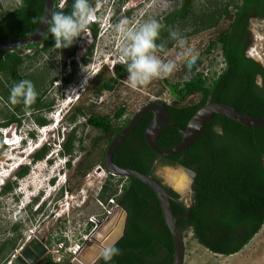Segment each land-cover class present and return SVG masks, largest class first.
<instances>
[{"label":"trees","instance_id":"16d2710c","mask_svg":"<svg viewBox=\"0 0 264 264\" xmlns=\"http://www.w3.org/2000/svg\"><path fill=\"white\" fill-rule=\"evenodd\" d=\"M98 1L88 0L92 9ZM258 3L259 0H214L209 4H201L199 0H182L181 7L166 17V23L159 30L155 41L158 46L164 38L170 36L172 26L178 19H193L195 32L215 27L223 18L229 24L207 48V52L216 46L221 49L224 67L220 73L209 76L199 71L201 60L197 58L191 67L185 68V75L180 80H163L164 88L172 98L170 103L164 102L172 124L164 126L158 136L156 143L159 147L168 149L177 146L182 141V135L173 124L186 127L193 115L208 103H226L235 106L240 113L264 117V62L247 54L251 43L248 40L247 21L243 22L245 13ZM72 4L73 0H65L61 6V0H55L53 12L70 14ZM44 7L45 0H23L19 7L3 12L0 3V42L32 35L42 21ZM88 28L94 37L89 53L91 57L99 25L90 23ZM173 40L162 48V52L173 46ZM53 44L54 39L46 30L38 42L20 46L13 51L0 52V96L6 97L12 109L3 127L12 123L21 126L26 114L33 115L41 126L48 124L45 118L35 115L36 112L51 110L54 104L53 100H46L47 90H41L43 81L48 76L47 69L40 72L29 71L31 64L26 70L23 66L27 60L58 51ZM77 48L71 46L62 50L68 57H74L79 50ZM24 49L31 50L34 57L24 54ZM89 60L86 57L77 62L73 58L71 78L78 72L80 65H87ZM65 68L66 63L62 73ZM127 75L124 63L116 65L114 75L99 83L95 90L96 96L104 90L112 91L115 84ZM71 78H64L63 86H68ZM24 79L34 85L37 93L35 102L25 105L21 99L20 103L12 104L9 99L11 88ZM54 80V77L50 78L49 85ZM194 97L197 100H193ZM88 109L85 102L70 109V123L83 117L86 119L85 126L98 131L93 141V149H100L98 160L91 159L93 153L90 151L75 166L76 172H80L82 177L97 164L104 167L103 160L109 144L131 120L130 117H125L126 106L118 107L111 114L89 113ZM152 118V113L143 116L117 148L113 160L123 168L134 169L154 178L157 177L156 166L162 161L173 165L179 163L195 171L196 204L191 207L188 217L177 221L178 227L183 234L191 231L193 238L210 252L224 256L239 253L264 225V127H248L232 118L216 114L187 149L171 156H161L149 147L145 137ZM77 132L78 125L75 123L63 138L62 150L69 157L68 169L73 167L72 157L77 142H82ZM101 140L106 144L99 148ZM48 150L46 146L38 151L35 159L44 158ZM29 171V166H23L17 171V179L26 176ZM16 181L7 182L0 191V197L11 194L16 189ZM165 188L174 198L171 202L174 214L183 215V204H186L184 199L171 187L165 185ZM63 193L64 190L61 194ZM112 196L117 197V203L128 213L125 235L114 246L118 249V254L107 262L100 258L96 264H173V237L154 191L139 179L114 176L107 172L98 198L107 201ZM42 209L43 206L35 212ZM32 210L29 209L30 212ZM21 228V221L14 223L11 231L17 236L0 243V264L7 252L17 249V244L22 239ZM48 243L50 245L51 241ZM37 264L73 263L67 257L61 262H55L48 255Z\"/></svg>","mask_w":264,"mask_h":264},{"label":"rangeland","instance_id":"374dc122","mask_svg":"<svg viewBox=\"0 0 264 264\" xmlns=\"http://www.w3.org/2000/svg\"><path fill=\"white\" fill-rule=\"evenodd\" d=\"M211 1L214 0H199L201 4H209ZM63 2L64 0H61V5ZM0 3L2 11L6 12L17 7L18 0H0ZM181 4L182 0H99L93 7V12L99 18V33L95 39L93 54L87 65H80L78 72L71 78L68 86H61L63 84L61 77L63 65L64 63H69V58L62 49L45 53L39 56L38 59L27 60L23 66L24 70L30 64L32 68L29 71L36 70L40 72L43 69H47L48 76L43 81L41 90H47L46 100L48 102L53 100L54 104L51 110L35 113L38 117H43L48 121V124L43 128L39 129L42 126L36 122L35 117L27 114L23 117L22 124L17 130L15 124L3 127L2 125L6 118L12 113V109L6 97L0 96V188L7 181H16L13 173L18 167L20 160L26 164L31 158L27 157L26 153L20 152L23 146L20 149L16 148L18 145L15 142L18 143L19 141L14 135L15 132H17L19 137H21V134L24 137L29 129H35V134L41 138L47 137L48 143L51 145L48 146L47 156H51L49 161H40L33 164V168L30 167L32 172L30 171L26 176L17 179L16 189L11 194L0 197V243L9 237L17 236L11 231V228L17 221L22 223V239L19 240L15 251H9L4 255L2 264L4 262V264H14L15 260L23 255L33 240L38 239L47 243L50 238L57 237L61 230L64 229L63 226L67 225L68 219L71 221L72 226L83 227L87 217L97 214L101 215L104 212L98 195L101 186L107 178V174L101 171L95 172V168L99 164L88 172L85 177H82L81 173L75 170L78 161L88 156L90 151L93 153L91 159L98 160L97 155L100 149H93V141L98 135V131L90 126H85L86 119L83 117L75 122L78 125L77 135L82 138V142H77L76 144L72 157L73 167L66 172L68 192L64 190L63 194L58 192L56 188L58 186L63 188L65 185L62 182L64 180V170H62L61 166L64 158H61V161L57 157L56 152L53 154V151L58 147V142H62L64 136H67L70 129L75 126V123H70V109L74 105L85 102V105L89 108L88 112L97 114H111L118 107L126 106L125 117L132 118L139 109L152 101L160 100L167 103L172 101L170 93L164 88L163 80L177 81L184 77L185 68L188 67L187 61L190 57L184 55L183 48L171 36L164 38L161 45L154 50V54L159 59L174 64L173 71L169 75L153 78L149 83L135 88L131 86L126 77L115 84L112 91L105 90L99 96H96L95 90L101 81L114 75L116 65H112L110 54L113 52L116 54L120 44L126 45L120 43L125 37L123 33L117 30L119 23H110L108 21L109 17L116 12V17L119 19L118 22L127 21L126 27L132 29H137L147 21L156 20L160 23L161 29L166 23V17L180 8ZM98 9L100 10L99 15L96 12ZM192 22L193 19L189 21L178 19L173 24L171 32L179 33V37L185 41L184 48H191L196 59L199 58L201 60L199 71L212 76L221 71L223 58L219 47L216 46L210 52H207V48L213 40L218 38L220 31L228 27V20L223 18L219 25L199 32H195L196 27ZM254 33L256 35L254 43L248 49V52L256 60L262 61L264 29L260 33L254 30ZM172 40L174 41L173 46L166 52H162V48ZM93 41L94 37L91 30L86 27L85 31L81 33V37L77 38L72 45V47L79 46V49H81L80 55L77 56L78 60L85 54ZM116 45L118 47L115 49ZM251 51H254L255 54ZM24 54L34 57V53L28 49H24ZM104 68L107 69L104 70ZM66 74H69V71H66ZM53 77L55 80L52 85H49V79ZM83 84H85V88H83L85 91L81 93L80 99H76V91ZM192 99L197 100V97ZM69 100H71L70 103ZM58 112H60L59 115ZM58 121L60 122L56 126ZM59 128L61 129L58 135L57 129ZM33 141L35 142V140ZM2 144L5 145L3 151ZM105 144L106 142L101 140L99 148L104 147ZM33 147V144L27 145V148H29L27 152ZM59 172L63 177L61 180L57 176ZM172 172H178V167L166 161L158 163L156 174L160 178L166 180L169 173ZM49 184L52 186L49 187ZM46 187H49V189ZM54 189H56L55 192H53ZM50 192H53L50 197L51 203L43 202L41 204L42 198L46 197ZM37 194L40 195V198L34 204L32 212L25 210L27 203L35 200L32 196ZM183 199L186 204L190 203L189 189ZM103 203L106 204L105 202ZM42 206L43 209L41 211L35 212ZM117 220L118 217L115 215L114 220L108 222V229L106 228L108 231L105 230L101 238L93 239L94 245L91 249L94 247L95 249L93 250L95 251L99 244H103L102 246L104 247V243L112 237L110 236L105 240L107 235H110V231H112L109 228L114 222L117 225ZM184 241V264H264V225L249 244L239 253L231 256L210 252L193 238L191 231H187L184 234ZM90 253H92V250Z\"/></svg>","mask_w":264,"mask_h":264},{"label":"water","instance_id":"95a60500","mask_svg":"<svg viewBox=\"0 0 264 264\" xmlns=\"http://www.w3.org/2000/svg\"><path fill=\"white\" fill-rule=\"evenodd\" d=\"M55 0H45V7L42 21L38 27V29L30 36L7 40L0 42V52L13 51L14 49L27 45L29 43L38 42L44 36L47 30V19L53 13ZM80 50H78L77 55L80 54ZM249 56L251 53L247 52ZM148 113L153 114V118L149 125L146 128L145 137L147 144L149 147L158 153L161 156H171L182 150L187 149L190 145H192L196 139L201 135L207 123L216 115L221 114L225 117L232 118L233 120L246 125L248 127H264V117L252 116L249 113H240L237 108L233 105H229L226 103L220 102H212L208 103L205 106L201 107L189 120L186 127H182L180 125L173 124L182 135V141L173 148L163 149L159 147L156 143V140L160 133L162 132L164 126L167 124H172L170 113L165 106V103L157 100L152 101L146 105H144L141 109H139L135 115L131 118L129 123L123 128L122 131L111 141L109 144L103 164L104 169L114 175V176H125V177H133L139 179L146 185H148L158 197L163 213L167 222V225L171 231L174 243V261L173 264H184L185 261V241L184 234L180 230L177 225V221L183 218L188 217L190 209L193 205L196 204V189L197 182L196 176L197 173L179 163L175 166L178 167V171H181L187 176V181L185 183V187L176 188L169 180L160 178L156 174L157 166L155 169V174L157 177H152L145 175L139 171L134 169L123 168L118 165L114 160L113 156L117 150V148L122 144V142L126 139L129 133L133 130V128L138 124V122ZM165 185L171 187L177 193L180 194L181 199H183L184 195L190 191V203L183 204L185 209V213L183 215H175L172 209V200L174 198L170 195V193L166 190ZM121 211L122 219L119 224L118 229L113 233V236L104 243V247L95 249H91L94 245L93 242L89 243L88 246L80 253V255L72 262L73 264H96L100 260L101 252L106 247H114L116 243L125 235L126 225H127V211L121 207L120 205L116 207V212ZM115 215H111L105 222L102 223L100 228L95 234L96 239L101 238V235L104 234V231L108 227V222L114 220ZM92 250V253L90 251ZM94 252V253H93ZM46 253V247L43 241H39L38 239L31 241L26 251H24L21 257H18L15 260L14 264H36L40 258ZM90 253V255H88Z\"/></svg>","mask_w":264,"mask_h":264},{"label":"clouds","instance_id":"9594fccd","mask_svg":"<svg viewBox=\"0 0 264 264\" xmlns=\"http://www.w3.org/2000/svg\"><path fill=\"white\" fill-rule=\"evenodd\" d=\"M94 18V12L88 0H73L72 11L70 14H65L59 11L53 12L47 19V32L54 39L53 47L55 49H66L71 47L74 41L81 37V33L85 31L88 24L94 20ZM118 20L119 19L116 17L114 12L109 17L108 21L112 24L119 23V25H117V30L123 33L126 39L122 40L120 43H124L126 45L124 46L123 44H120L118 52L116 51V54H114V52L111 53L110 59H112V65H118L121 63L125 64L126 72L128 74L127 80L131 86L135 88L149 83L153 78L160 77L161 75H169L173 71L174 64L172 62H164L154 54V50L159 47L155 41L159 36V30L161 27L160 23L156 20H150L140 25L137 29H132L126 27L127 21H122L120 23ZM170 36L178 41V45L183 48L184 55L190 57L187 63L188 66L191 67L196 59V56L193 54V50L191 48H184L185 41L183 38L179 37V33L172 32L170 33ZM117 47L118 45L115 46V49ZM36 96L37 93L34 90L32 82L24 79L12 86L9 99L12 104L20 103L22 99L25 105H30L35 102ZM59 114L60 112H58V115ZM59 122L60 121H58L56 126H58ZM44 126L39 127V129ZM60 129L61 128L57 129L58 135L60 133ZM34 130L35 129H29L24 137L21 134V137H19L20 142H25L27 145H31L34 143H46L48 141L47 137H39L35 134ZM33 140H35V142ZM62 143L63 141L58 142V147H56L55 151H53V154L56 152L58 158H64L61 166L62 170H64V180L62 182L65 185L63 188L58 186L59 188H56L58 189V192H62L67 189L66 172L68 170L67 162L69 161V157L63 154ZM49 146L51 145L49 144ZM57 176L60 180L63 178L60 172ZM5 184L6 183L2 184V187ZM51 186L52 185L49 184V187ZM2 187L0 188V191L2 190ZM49 187L46 188L49 189ZM56 189H54L53 192H55ZM67 191L68 190H66V192ZM52 193L50 192L46 197L42 198L41 204H43V202L51 203L50 197ZM32 197L35 200L29 201L26 205L27 209L25 208V210L33 208L34 204L39 201L40 195L37 194ZM117 254L118 249L115 247H106L101 252L100 258L107 262Z\"/></svg>","mask_w":264,"mask_h":264},{"label":"built area","instance_id":"2783aa9c","mask_svg":"<svg viewBox=\"0 0 264 264\" xmlns=\"http://www.w3.org/2000/svg\"><path fill=\"white\" fill-rule=\"evenodd\" d=\"M223 67L224 62H222V68ZM220 72L221 71L218 73ZM97 171L105 172L107 174V171L101 165L95 168V172ZM99 200L104 208V212L101 215L97 214L87 217L83 227L72 226L71 221L68 219L67 225L63 226L64 229L61 230V233L55 238H50L47 243H44L46 253L40 258V260L49 255L55 262H61L66 257L73 262L80 255L85 247L93 241L95 234L102 223L105 222L115 211L116 207L119 206L117 203V197L115 196L110 197L107 201ZM49 241H51L50 245L48 243Z\"/></svg>","mask_w":264,"mask_h":264},{"label":"flooded vegetation","instance_id":"af4514ba","mask_svg":"<svg viewBox=\"0 0 264 264\" xmlns=\"http://www.w3.org/2000/svg\"><path fill=\"white\" fill-rule=\"evenodd\" d=\"M64 2H65V0H64ZM64 2L62 3V5L64 4ZM22 3H23V0H18V5H17V7H19L20 5H22ZM61 5V6H62ZM96 12H98V15L100 14V10L98 9ZM115 14H116V12H115ZM124 14V13H123ZM122 14V15H123ZM125 14H127V13H125ZM94 15H95V18H94V20H92L90 23H98V19L99 18H97V15H96V13H94ZM246 17V18H245ZM32 20H34V18H31ZM247 21V34H248V40L250 41V43H251V45H250V47L253 45V43H254V39H255V33H254V30H257L259 33L264 29V0H259V3L254 7V8H252V9H249L246 13H245V16H244V19H243V22L245 23ZM30 23L32 24V22L30 21ZM89 23V24H90ZM88 24V25H89ZM88 27V26H87ZM28 29L30 30V27H28ZM93 36V35H92ZM94 42V41H93ZM93 44V43H92ZM92 44L89 46V48H88V50L85 52V54L83 55V56H81V58H80V60H78L77 59V56L78 55H76L75 54V56L74 57H68L69 58V63L67 64L66 63V68H65V71H64V73H63V75H62V81H63V84H64V78H71V73H72V71H73V65H72V59L74 58V59H76L77 60V62H81L84 58H86V57H89V58H91L90 56H89V53H90V50H91V46H92ZM262 44H263V51H262V53H261V57L263 58V60L261 61V60H258V61H260V62H264V39L262 40ZM78 48H80L79 46H77ZM249 47V48H250ZM77 48V49H78ZM23 53H24V51H22ZM252 52V51H251ZM80 53H81V50H80ZM253 54H255L254 53V51L252 52ZM80 55V54H79ZM66 71H69V74H66ZM91 79V78H90ZM63 84L61 85V86H63ZM83 88H85V84H83V85H81V87H79V89L76 91L77 92V96H76V99H80V97H81V93L82 92H84L85 91V89H83ZM105 91V90H104ZM101 95V94H100ZM69 98V97H68ZM71 102V100H69V103ZM15 124V126H16V130L20 127L19 125H18V123H12V124H10V126L11 125H14ZM14 135L16 136V139H18V143L17 142H15V144H17L18 146L16 147V148H18V149H20V147L21 146H23V148H21L20 149V152L21 153H26V156L27 157H31L30 158V161L28 162V163H26V164H24L23 163V161L22 160H20L19 161V163H18V167L16 168V170L14 171V177H16L17 176V171H19L20 169H22V167L23 166H29V168L30 167H32L33 168V164H35V163H38V162H40V161H46V162H48L49 161V159H50V157L51 156H45L44 158H42V159H40V160H36L35 158H36V154H37V152L38 151H40V150H42L44 147H48L49 146V143H48V141L45 143H40V144H37V143H34L33 145H34V147L30 150V151H28L27 152V150H29V148H31V147H29V148H27V143H24V142H20V140H19V136H18V134H17V132H15L14 133ZM23 144H25V145H23ZM4 146L5 145H3L2 144V151H3V148H4ZM12 168V167H11ZM31 172H32V170H30ZM29 171V172H30ZM7 182H9V181H7Z\"/></svg>","mask_w":264,"mask_h":264},{"label":"bare ground","instance_id":"6f19581e","mask_svg":"<svg viewBox=\"0 0 264 264\" xmlns=\"http://www.w3.org/2000/svg\"><path fill=\"white\" fill-rule=\"evenodd\" d=\"M181 173V171L179 172H172V173H169V175L167 176V178H168V180L173 184V185H175L176 186V188H182V187H185L184 185H185V183H186V181H187V176H185V174L182 172V174H180ZM115 211H116V209H115ZM115 211L112 213V215L114 214V215H116V217H118V222H117V225H116V223L114 222L113 224H112V226H110V230H112V231H110L111 233H110V235L108 234L107 235V238H105V240L106 239H108V237H110V236H113V233L118 229V227H119V224H120V221H121V219H122V214H123V212H121V211H118V212H116L115 213ZM118 215V216H117ZM120 220V221H119ZM115 225H116V227H115ZM108 229V228H107ZM106 229V231H108ZM113 229H114V231H113ZM111 238V237H110ZM102 242V241H101ZM103 244H99V246L98 247H96V249H99L100 247L103 249V246H102ZM94 253V252H93Z\"/></svg>","mask_w":264,"mask_h":264}]
</instances>
